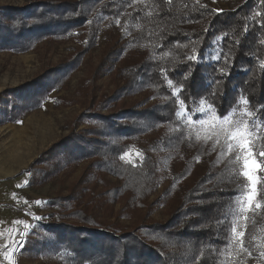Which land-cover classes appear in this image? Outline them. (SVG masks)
<instances>
[{
  "label": "trees",
  "instance_id": "trees-1",
  "mask_svg": "<svg viewBox=\"0 0 264 264\" xmlns=\"http://www.w3.org/2000/svg\"><path fill=\"white\" fill-rule=\"evenodd\" d=\"M115 22L121 25L123 41L109 43L114 50L108 49L106 60L125 58L115 75L119 87L80 115L79 121L92 122V129L82 131L85 135L70 133L65 140L83 138L86 145L73 143L82 152L79 158L92 162L89 169L97 173H90L91 178L96 181L108 170L125 204L143 210L155 182L156 156L131 165L107 154L113 150L120 157L132 140L147 138L152 153L173 174L177 204L165 222L140 219L129 228L101 222L82 208L65 213L62 207L60 215L71 213L65 218L79 224L44 225L55 236L52 251L66 264H220L231 238L227 211L247 181L234 159L218 170L212 166V171L194 174L192 160L208 159L210 150L177 112L181 105L192 112L204 103L222 118L247 100L246 109L264 118V0H245L221 12L193 0H41L18 9L0 7V50L26 52L37 40L74 32L92 45L101 27ZM217 39L218 58L206 59ZM193 56L197 59L189 58ZM64 74L54 69L45 80ZM141 91L151 104L116 105L127 94ZM102 108L112 112L103 115ZM102 135L111 141L99 139ZM113 140L123 143L111 145ZM174 164H180L177 170ZM190 176L192 183L181 187ZM257 178L258 200L264 203V166ZM258 225L259 233L246 234L245 244L264 264L258 255L264 251V220Z\"/></svg>",
  "mask_w": 264,
  "mask_h": 264
},
{
  "label": "rangeland",
  "instance_id": "rangeland-1",
  "mask_svg": "<svg viewBox=\"0 0 264 264\" xmlns=\"http://www.w3.org/2000/svg\"><path fill=\"white\" fill-rule=\"evenodd\" d=\"M37 1L41 0H0V7L18 9ZM193 1L221 12L235 9L245 0ZM10 24L15 25L11 22ZM101 28L92 45H87L82 33L74 32L70 37H46L37 40L26 52L12 53L5 48L0 50V102L5 103L11 98L13 104L18 107L17 112L13 111L14 108L9 113L12 117H16L18 112H21L20 109L24 111V121L27 124L24 130V148L29 146L28 173H31L27 192L17 193L14 197L16 203L13 200L14 195L6 191L0 192V264H66L61 263L57 254L52 251L54 234L43 228L50 222L79 224L76 220L65 218L71 213L60 215L62 207L66 208L65 213L76 207L82 208L101 222L129 228L136 225L140 219L148 223H163L177 204L175 196L172 195L177 190L176 184L173 183V174L164 168V162L159 161L161 158L152 153L147 138L132 140L120 157L116 156L113 150L111 154H107L121 163L131 165L137 164L145 156H156L155 182L143 210L125 204L124 196L118 194V181L111 173L108 174V170L103 169L106 173L97 175L96 181L91 178L90 173L96 172L95 168L89 169L92 162L86 158L80 159L82 152L76 151L75 143L86 145L83 138L74 137L73 141L66 142L70 133L75 136L85 135L82 131L91 128L93 123H81L80 115L92 108L93 104L98 105L101 100L111 97L119 87L115 75L125 58L116 55L106 60V53L108 49L110 53L114 50V43L109 45L111 41H123L121 25L115 22ZM218 41L217 39L213 42L206 59L218 58ZM105 60L106 63L102 67ZM68 64L73 66L72 70L67 68ZM54 69H63L66 75L45 80ZM122 98L116 105L120 102L125 107H131L153 102L147 98L145 91L129 93ZM110 112L112 111L108 108L101 109L103 115ZM248 113L246 104L242 102L230 112V118L241 126L249 120L258 125L253 130L249 143L255 148L254 158L258 163H262L264 126L260 125L264 124V118L257 119ZM177 117L198 141L206 144L210 150L208 159L197 157L192 160L191 163L196 167L194 174L206 169L212 171V166L218 170L230 159L241 165L242 172L245 170L243 163L246 153L239 146L241 141L226 140L220 128L228 125L222 124V118H219L211 107L200 103L192 112H188L181 105ZM88 138H91L90 134ZM13 139V133L6 129L0 130V161L5 164L12 161ZM99 139L106 143L111 141L107 135H102ZM122 143L123 140H113L111 145ZM229 143L232 144L231 147ZM19 144L23 145L21 142ZM179 166L180 164H174V169L177 170ZM243 177L247 181L246 186L227 211L231 238L221 254L220 264L262 262L245 244V237L246 234L255 236L259 233L258 223L264 220V203L258 200L256 176L253 204L251 208L248 207V195L252 194V185L245 176ZM192 178H186L181 187L190 185ZM241 241L246 251H241ZM18 244H22V247Z\"/></svg>",
  "mask_w": 264,
  "mask_h": 264
},
{
  "label": "crops",
  "instance_id": "crops-1",
  "mask_svg": "<svg viewBox=\"0 0 264 264\" xmlns=\"http://www.w3.org/2000/svg\"><path fill=\"white\" fill-rule=\"evenodd\" d=\"M15 97V96H14ZM24 99V97H21ZM7 99V102H0V130L6 129L14 134V147L12 151V161L5 164L0 161V192H9L14 198L17 193L27 192V186L30 184V174L28 173L29 146L24 148V130L27 124L24 121V111L18 109V115L12 117L9 113L18 108L13 101ZM19 142L23 143L20 146ZM27 143V141H26ZM3 147V146H2ZM12 197V196H11Z\"/></svg>",
  "mask_w": 264,
  "mask_h": 264
},
{
  "label": "snow or ice",
  "instance_id": "snow-or-ice-1",
  "mask_svg": "<svg viewBox=\"0 0 264 264\" xmlns=\"http://www.w3.org/2000/svg\"><path fill=\"white\" fill-rule=\"evenodd\" d=\"M190 59H197L196 56L189 57ZM245 104L250 103L247 100H244ZM218 115H221L218 113ZM249 116L252 115V112L248 113ZM257 119H261L260 117H257ZM222 124L228 125V126H222L220 128V132L222 134H225L226 140L229 142L234 140L241 141L240 148L243 152L246 153L244 157V163L243 168L245 169L241 174L247 178L249 183L252 185V194L248 195V207L251 208L255 196V187L257 184L256 176H257V169L264 166V162L258 163L257 159L254 158L255 148L254 146L249 143V138L252 135L253 130L258 126L256 123H253L251 120L244 122V125L241 126L239 122H234L230 118V113L228 114H222ZM260 126H264V124H261ZM232 144L229 143V147H231ZM261 155H264V152H261ZM40 203V202H37ZM256 207H259V205H256ZM37 219H40L37 217ZM235 231V229L233 230ZM243 236V233L240 234ZM19 247H22V244H18ZM247 249L244 247L243 242L241 241V251H246ZM249 255H251V252H249ZM261 257H264V251H261L259 253Z\"/></svg>",
  "mask_w": 264,
  "mask_h": 264
}]
</instances>
